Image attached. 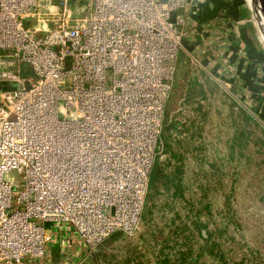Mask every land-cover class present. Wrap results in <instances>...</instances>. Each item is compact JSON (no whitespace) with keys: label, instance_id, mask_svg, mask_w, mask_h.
Listing matches in <instances>:
<instances>
[{"label":"built area","instance_id":"2783aa9c","mask_svg":"<svg viewBox=\"0 0 264 264\" xmlns=\"http://www.w3.org/2000/svg\"><path fill=\"white\" fill-rule=\"evenodd\" d=\"M191 2L0 0V58L33 76L0 91V264L42 258L46 224L89 250L138 228Z\"/></svg>","mask_w":264,"mask_h":264},{"label":"rangeland","instance_id":"374dc122","mask_svg":"<svg viewBox=\"0 0 264 264\" xmlns=\"http://www.w3.org/2000/svg\"><path fill=\"white\" fill-rule=\"evenodd\" d=\"M247 15L263 47L250 4ZM9 61L12 67L0 64V91L33 81L30 69L16 58H0L5 65ZM262 62L264 66V57ZM177 64L176 59L154 161L168 162L167 144L182 155L183 194L172 199L171 191L158 183L145 198L135 232L115 234L99 247L87 248L83 264H180L187 250L191 256L185 264L190 259L197 264H264V84L257 91L230 90L196 63ZM189 85L195 87L190 98ZM179 130L187 136L177 137ZM9 176L19 179L16 172ZM195 218L206 228L195 227ZM207 233L216 254L209 253L200 236Z\"/></svg>","mask_w":264,"mask_h":264},{"label":"crops","instance_id":"0c3cea01","mask_svg":"<svg viewBox=\"0 0 264 264\" xmlns=\"http://www.w3.org/2000/svg\"><path fill=\"white\" fill-rule=\"evenodd\" d=\"M246 0H192L175 15L184 19L178 67L196 63L224 87L257 91L264 84V54L259 35L247 15ZM263 63V62H262ZM176 69V67H175ZM261 75V83L257 76ZM259 79V78H258ZM260 80V81H261ZM255 83L257 85H255ZM51 242L40 259L24 264H83L88 249L62 224H46Z\"/></svg>","mask_w":264,"mask_h":264},{"label":"trees","instance_id":"16d2710c","mask_svg":"<svg viewBox=\"0 0 264 264\" xmlns=\"http://www.w3.org/2000/svg\"><path fill=\"white\" fill-rule=\"evenodd\" d=\"M175 71H176V69H175ZM174 76H175V73H174ZM173 80H174V77H173ZM172 88H173V82H172ZM172 88H171V91H172ZM194 88L195 87H193V85H189L188 88H187V92L188 93H187L186 96H188L189 98L192 97L191 93L194 91ZM171 91H170V93H171ZM168 98H169V96H168ZM197 104L198 103H195L194 105H197ZM197 107H198V105L195 108L197 109ZM242 114L244 115V113H242ZM245 118L247 120H250L248 117H245ZM163 119H164V112H163L162 126H161L160 135L162 133ZM238 133H239V135L244 134L242 131L239 132V130H238ZM177 134H178L177 137L178 136H180V137L187 136V133L184 130H179L177 132ZM236 134H235V137L237 136ZM159 138H160V136H159ZM236 139L237 138H235L233 140V144L237 143ZM158 144H159V140H158ZM157 149H158V147H157ZM164 150H165V152H167L170 155L169 160H168V162L166 164L162 163V162H159L158 158H156V160L153 161V164H152L149 176H148L147 194H149V192L153 191L156 188L158 183L162 182V185L164 186L165 190L167 192L171 191L170 197L172 199L181 198V196L183 194L182 190H181V180H182V174H183L181 163H182L183 157H182V155L180 153L172 152L171 146L168 145V144L165 146ZM154 159H155V157H154ZM168 168L170 170H168ZM147 194H146V196H147ZM143 207H144V204H143ZM193 224H194L195 227L197 226V228H200L201 226H202V228H206V226L203 225L202 223H200L196 218H195ZM115 234L124 235L121 232H114L110 236L115 235ZM110 236H108L106 239H104L95 248L99 247L100 245H102L103 243L108 241ZM200 236L204 240V242L206 243L205 247L208 248L209 253L216 254L213 251L214 247L216 245H215V243L211 242L212 240H211L210 233H207L206 237H203L202 235H200ZM190 256H191V252L189 250H187L186 255L184 256V254H181V256L179 257L178 261L180 262V264H185V263H187L186 259L190 258ZM164 260H167L169 262L168 259H164ZM167 261H164V262H167ZM189 264H197V263L190 259ZM236 264H243V262H238Z\"/></svg>","mask_w":264,"mask_h":264},{"label":"bare ground","instance_id":"6f19581e","mask_svg":"<svg viewBox=\"0 0 264 264\" xmlns=\"http://www.w3.org/2000/svg\"><path fill=\"white\" fill-rule=\"evenodd\" d=\"M250 4V8L252 11V17L253 19H255V23L258 26V29L260 30V36L261 39L264 42V19H263V15L261 13V10L259 8V5L257 3H255V0H247Z\"/></svg>","mask_w":264,"mask_h":264},{"label":"water","instance_id":"95a60500","mask_svg":"<svg viewBox=\"0 0 264 264\" xmlns=\"http://www.w3.org/2000/svg\"><path fill=\"white\" fill-rule=\"evenodd\" d=\"M246 2V1H245ZM255 3H257L259 5V8L261 10V13L263 15V19H264V0H255ZM247 7L248 4L246 3ZM264 47V46H263Z\"/></svg>","mask_w":264,"mask_h":264}]
</instances>
